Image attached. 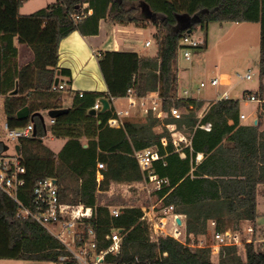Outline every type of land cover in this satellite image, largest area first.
I'll use <instances>...</instances> for the list:
<instances>
[{
	"label": "trees",
	"instance_id": "16d2710c",
	"mask_svg": "<svg viewBox=\"0 0 264 264\" xmlns=\"http://www.w3.org/2000/svg\"><path fill=\"white\" fill-rule=\"evenodd\" d=\"M29 0H0V94L5 95V114L13 128L33 122L37 136L20 140L21 155L27 167V184L20 191V200L29 204L35 183L44 177L57 178L61 200L95 206L94 216L86 219V227L93 226L99 237L113 225L123 229V246L118 255L109 254L106 260L118 264H264V252L258 242L246 243L245 258L234 247H224L218 258H212L209 248L192 250L173 237L153 241L150 225L143 221L141 205L124 209L122 215L112 218L110 203L102 194L112 184L140 182L144 174L134 156L141 137L147 145H157L163 159L154 163V170L169 184L154 192L156 199L174 204L177 213L186 215V229L196 236L207 235L211 222L214 230L237 227L241 221L255 222L258 186L264 184V101L258 111L259 123L254 126L252 138H242L240 105L238 100H218L209 107L197 124V111L204 101L179 96L178 57L185 35L200 26L207 29L210 22H259L260 87L264 92V0H56L51 5L30 14H22L21 7ZM93 12L90 14L89 10ZM152 14L149 16L147 11ZM153 25L158 53L143 57L136 51L105 50L100 53L99 65L108 87V93L87 91L82 97L70 87L54 89L58 71L60 82L71 76L69 68L59 69L61 41L74 31L83 35L99 32V22ZM18 42L31 47L34 58L26 64L18 61ZM200 45L199 47H201ZM68 79L67 83L70 84ZM18 88L17 94H11ZM132 89L137 96L148 91L158 92L163 99L164 123L176 122L179 128L190 123L184 132L192 145L181 152L171 143L172 132L166 126L155 130L160 121L149 111L146 118L134 125L124 118L120 127H112L109 119L116 117L113 107L91 112L98 99L125 97ZM247 92V93H246ZM69 100V103H68ZM68 103V104H67ZM172 105L188 111L179 120L170 113ZM29 106L32 113L48 114L50 109L68 108L69 111L47 124L41 117L19 119L18 111ZM191 106L194 107L191 108ZM233 120V123H230ZM211 124L206 130L201 125ZM198 125V126H197ZM61 138L65 143L59 151L44 142L48 136ZM169 138L168 145L162 137ZM84 139L86 141H84ZM86 144V146H85ZM3 142L0 141V150ZM198 153L203 158L198 160ZM106 162L97 180V164ZM243 166L249 174H241ZM19 204L0 188V259L51 261L60 264L66 253L63 245L44 226L32 218L18 215ZM257 229V227H256ZM106 244L101 243L104 247ZM166 254V255H165ZM65 264H75L66 261Z\"/></svg>",
	"mask_w": 264,
	"mask_h": 264
},
{
	"label": "built area",
	"instance_id": "2783aa9c",
	"mask_svg": "<svg viewBox=\"0 0 264 264\" xmlns=\"http://www.w3.org/2000/svg\"><path fill=\"white\" fill-rule=\"evenodd\" d=\"M92 12L93 10L90 9L89 13L91 14ZM146 44L150 45L151 42L148 41ZM181 44L185 58L190 59V50L202 45V41L189 34L182 38ZM236 76L239 79L246 80L253 78L250 72L245 74L236 72ZM210 82L212 85L225 83L221 77L212 78ZM204 86H206V82L202 81L200 87ZM68 87L69 84L66 81L60 82V79L59 83L54 85V89H66ZM71 91L73 90L71 89ZM147 93L143 96H137L130 89L125 97L112 95L104 97L109 101L110 109L113 107L116 114V117L109 119L108 124L112 127L122 126L123 118L132 114L131 106H134L137 112L140 111L145 114L152 111L160 121L163 120L165 118L163 99L158 92ZM184 93V95L189 96L190 90L187 89ZM75 95L82 97L84 92L79 91ZM245 96L249 100H258L256 95L253 94H245ZM121 98H127L130 106L119 105L118 100ZM101 99H98L91 109L102 110L103 103ZM221 99L230 100L233 98H231L228 91H224L216 101ZM170 113L179 120L184 117L176 105L171 106ZM246 118L245 114H240V119L244 120ZM50 121V123H54L55 119L51 117ZM165 126L172 132L170 141L174 145L175 151L181 152V155L185 156L183 149L192 145L191 137L184 132V129H188L190 124L183 123V128H179L176 122L168 123ZM201 126L206 130L211 129L210 123ZM35 128L36 125L33 122L18 128L11 127L8 122L4 124L5 134L14 143V146L11 149L4 139H0L3 142V148L0 150V188L19 204V216L32 218L60 241L66 251L59 257L60 264H65L66 261H73L75 264H118L107 261L106 256L109 254L118 255L122 251L123 229L113 225L100 238L96 229L93 226L86 227L85 222L86 219L93 218L96 207L62 201L57 178L47 176L39 179L31 191L32 198L30 203L24 204L20 200V191L27 184V167L23 162L21 149L18 152L16 146L20 144L21 139L34 137ZM133 140L138 141V144L134 146V156L138 160L144 174L143 180L138 183L144 189H147L150 194L161 190L169 184V179L161 177L154 170V163L163 159L157 145H147L140 138ZM162 143L168 145L169 138L163 136ZM202 158L203 154L198 153V160ZM106 168V162H98V182L102 181L103 175L101 171ZM134 184H127V186L132 187ZM131 206L134 205H110L112 218L119 217L123 214L125 208ZM141 206L144 212L141 219L150 225V236L153 241L170 236L189 246L192 250L209 248L212 258H218L224 247H234L239 253V248L244 244L261 242L257 238L256 225L252 221L247 220L235 228H227L221 231L213 230L209 233L211 235L210 239L207 238L208 235H203L204 238H200V236L187 231V217L185 214L177 213L174 204H167L164 199H159L153 201L149 206ZM179 219L181 222L178 221ZM213 224L215 225V223ZM101 243L106 245L102 247Z\"/></svg>",
	"mask_w": 264,
	"mask_h": 264
},
{
	"label": "rangeland",
	"instance_id": "374dc122",
	"mask_svg": "<svg viewBox=\"0 0 264 264\" xmlns=\"http://www.w3.org/2000/svg\"><path fill=\"white\" fill-rule=\"evenodd\" d=\"M55 1L29 0L21 7V13H33L53 4ZM115 26H118V24ZM154 29L156 30L152 25L143 28V34L138 46L140 53L148 54L153 49L154 45L146 46L145 42L153 40ZM192 35L202 41V46L190 50V59L185 58L182 50L179 52V96L188 97L184 95V91L188 89L190 90L189 96L198 97L210 103L217 99L224 90H227L231 98L239 100L242 111L246 113L253 112L260 103V94L254 92L258 100H249L245 96V91H259L260 87L261 24L250 21H213L209 23L207 29H202L198 26L192 32ZM111 36L114 37L115 32ZM236 72L243 74L250 72L253 78L251 80L239 79L236 76ZM223 73H230L232 75L231 86L227 88L222 85H212L211 79L220 77ZM202 81L206 82V86L200 87ZM179 109L183 115L188 111L185 107H179ZM46 117L49 119L48 114ZM139 123L140 121L135 122V124ZM2 138L12 149L14 143L7 138L6 134H3ZM44 142L55 150H58L64 144L63 139L53 138L52 136L45 137ZM102 200L105 203L116 205L138 204L149 206L157 199L154 193L150 194L147 189H144L141 184L136 182L132 187L123 184H112L110 189L102 194ZM257 203L255 224L257 226V238L261 240L257 248L264 252V184L258 186ZM211 227L209 233L212 232ZM207 235V238L210 239L211 235ZM200 238H204V236L201 235ZM239 252L245 258L246 254L243 247L240 248ZM0 264L57 263L51 261L0 259Z\"/></svg>",
	"mask_w": 264,
	"mask_h": 264
},
{
	"label": "crops",
	"instance_id": "0c3cea01",
	"mask_svg": "<svg viewBox=\"0 0 264 264\" xmlns=\"http://www.w3.org/2000/svg\"><path fill=\"white\" fill-rule=\"evenodd\" d=\"M20 12H21V9H20ZM116 24H118V26H115ZM144 27L145 26H138L134 23H124V24L123 23H111L107 21L106 19H101L99 22V32L97 34L83 35L79 31H74L70 35L65 37L61 41L60 47H59L58 67L59 69L69 68L71 70V76L69 78H64V81L67 82L68 79L71 80L69 87H70V90L71 89L73 90L72 93L75 94L76 92H79V91H83V92L96 91V92H102L105 94L108 93V87H107L106 81L104 79V76L102 74V71L99 65V56L102 51H105V50L136 51L143 57L149 58V57L156 56L158 53V45L154 37L155 29L153 32V40L152 41L147 40L145 42L146 46L154 45L153 49L148 54H142L140 53L138 49L140 38H141V35L143 34ZM113 32H115V36H114L115 38L111 36ZM148 41L151 42L150 45L146 44ZM15 44L18 47V51H19L18 61L20 64H26L30 62L31 60H33L34 52L31 47L27 46L26 44L19 43L18 37L15 38ZM58 77L61 78L59 71H58ZM220 77L225 82L224 84H221V85L229 88L233 80L232 75L230 73H223ZM224 91H227V90H224ZM152 92H155V91H148L147 94L152 93ZM181 97H184V96L181 95ZM189 97L196 98L194 96H188V98ZM263 97H264V92H263ZM5 99H6V96L0 94V139H3L2 135L5 134L4 124L7 122V117H6L5 109H4ZM196 99L204 101V105L201 108V110L197 111L196 118L198 120L197 124H199L204 114L208 111L209 107L212 105V103L216 102L218 98L213 100L210 103L198 97ZM259 100H260L259 105L251 113H246L242 111V108L240 107V114L243 113L247 116V118L244 120L240 119V129H241L242 138H252L254 136V131H253L254 126H256L259 123L258 111L260 109L261 102L264 101V99L263 100L259 99ZM118 104L121 106H125V107L130 106L129 100L127 98L119 99ZM191 108L194 109L193 106H191ZM131 111H132V114L124 118H130L134 120L133 122L134 125H137L135 124L136 121H143L146 118V114L140 111L137 112L134 106H131ZM50 118H51L50 116H49V119L46 117L47 123L51 122ZM164 122H165L164 119L158 122V124L155 127V130L157 132H161L164 129V126H165ZM230 123H233V120H230ZM138 138L141 139V137H132V138L130 137L129 141H132L133 139H138ZM84 141L86 140L84 139ZM64 143H65V140H64ZM61 147L56 151H59ZM240 173L242 175L249 174L250 167L249 166L241 167ZM123 185L127 186V184H123ZM257 208H258V203H257ZM244 222L245 221H241L240 224ZM213 223L215 222L214 221L211 222L212 231L214 230V226H215ZM253 223L255 224V222ZM240 248H239V251H240Z\"/></svg>",
	"mask_w": 264,
	"mask_h": 264
},
{
	"label": "water",
	"instance_id": "95a60500",
	"mask_svg": "<svg viewBox=\"0 0 264 264\" xmlns=\"http://www.w3.org/2000/svg\"><path fill=\"white\" fill-rule=\"evenodd\" d=\"M148 15L151 16V15H154V18H157V14H152L151 11L149 10H146ZM59 77L56 78V81H55V84H58L59 83ZM18 93V88H16L15 90H13L11 92V94H17ZM102 103H103V108L101 111H106V110H109L110 109V103L109 101L106 99V98H102L101 99ZM69 111L68 108H56V109H50L48 111V116L52 117V118H56L64 113H67ZM91 112L93 114H97L98 111L95 110V109H92ZM36 115L40 116L41 117V120L43 122V125L45 127V129L47 130V125H46V117L43 113L41 112H35V113H32L29 106H24L23 108H21L18 113H17V116L19 119H33ZM37 136V129L35 128L34 130V137ZM17 148V151L20 152V149H21V145L20 144H17L16 146ZM6 149H7V146H6ZM179 222H181V220L179 219L178 220Z\"/></svg>",
	"mask_w": 264,
	"mask_h": 264
}]
</instances>
